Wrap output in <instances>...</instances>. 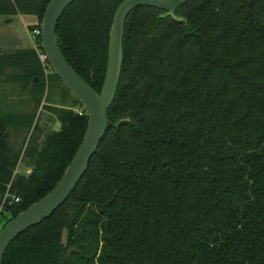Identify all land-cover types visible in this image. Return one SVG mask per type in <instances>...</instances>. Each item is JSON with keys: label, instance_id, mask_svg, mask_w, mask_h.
Here are the masks:
<instances>
[{"label": "trees", "instance_id": "1", "mask_svg": "<svg viewBox=\"0 0 264 264\" xmlns=\"http://www.w3.org/2000/svg\"><path fill=\"white\" fill-rule=\"evenodd\" d=\"M50 1L0 0V27L31 16L41 30ZM124 1L76 0L58 23L64 57L97 94ZM165 14L128 16L104 139L68 201L3 264H264V0ZM35 38L0 46V230L58 185L88 128Z\"/></svg>", "mask_w": 264, "mask_h": 264}, {"label": "water", "instance_id": "2", "mask_svg": "<svg viewBox=\"0 0 264 264\" xmlns=\"http://www.w3.org/2000/svg\"><path fill=\"white\" fill-rule=\"evenodd\" d=\"M76 0H51L41 25V43L47 62L65 87L81 102L89 117L84 140L62 180L42 200L8 222L0 231V264L10 246L22 234L50 218L71 197L96 154L108 130L112 107L123 66V37L128 16L140 7H151L176 17V11L190 0H125L117 9L110 33L108 64L100 94L84 81L64 57L57 36L58 23ZM47 115L43 117V122Z\"/></svg>", "mask_w": 264, "mask_h": 264}, {"label": "rangeland", "instance_id": "3", "mask_svg": "<svg viewBox=\"0 0 264 264\" xmlns=\"http://www.w3.org/2000/svg\"><path fill=\"white\" fill-rule=\"evenodd\" d=\"M34 19H35L34 17L27 16V17H23L20 20H16V22L11 25L1 23L0 37L2 34L6 32V36H4V38L1 40L7 44L10 43V41L15 42L14 43L15 48H12V49H16V47L17 48H28V47L36 48L37 39L34 37L33 32L30 29H31V26L36 27L38 25V21H37V24H34V25L24 24L26 21L31 22V21H34ZM43 117H42L41 123L43 121ZM46 119L47 117L45 118V121ZM17 172L21 174H29L31 170L27 169L23 164H20ZM1 221L4 224V220H1Z\"/></svg>", "mask_w": 264, "mask_h": 264}, {"label": "crops", "instance_id": "4", "mask_svg": "<svg viewBox=\"0 0 264 264\" xmlns=\"http://www.w3.org/2000/svg\"><path fill=\"white\" fill-rule=\"evenodd\" d=\"M23 17H27V16H19L18 18H17V20H20V19H22ZM28 17H31V16H28ZM35 18V17H34ZM1 20V19H0ZM24 24H28V25H34V24H37V19L35 18L34 19V21H31V22H25ZM32 27V26H31ZM4 36H6V32L4 33V34H2L1 35V37H0V46L2 47V48H4V49H8V48H15V42H11L10 41V43H4L1 39H3L4 38ZM17 48V47H16ZM28 48H32V47H28ZM24 49H27V48H24Z\"/></svg>", "mask_w": 264, "mask_h": 264}, {"label": "built area", "instance_id": "5", "mask_svg": "<svg viewBox=\"0 0 264 264\" xmlns=\"http://www.w3.org/2000/svg\"><path fill=\"white\" fill-rule=\"evenodd\" d=\"M41 34H42V31H41L40 29H36V30L33 31V35H34V37L41 36ZM40 59H41V61H42L43 63H46V62H47V59H46V56H45L44 53H41V54H40Z\"/></svg>", "mask_w": 264, "mask_h": 264}]
</instances>
